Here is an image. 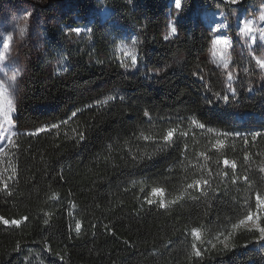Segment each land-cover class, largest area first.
I'll return each mask as SVG.
<instances>
[{"label": "trees", "instance_id": "obj_1", "mask_svg": "<svg viewBox=\"0 0 264 264\" xmlns=\"http://www.w3.org/2000/svg\"><path fill=\"white\" fill-rule=\"evenodd\" d=\"M169 1L74 0L82 21L102 4L112 14L79 35L45 28L0 166V264H264L260 233L240 226L264 196V85L238 55L233 99L211 62L195 8L233 5L184 0L168 37ZM117 24L134 35V70ZM153 189L170 203L148 204Z\"/></svg>", "mask_w": 264, "mask_h": 264}, {"label": "rangeland", "instance_id": "obj_2", "mask_svg": "<svg viewBox=\"0 0 264 264\" xmlns=\"http://www.w3.org/2000/svg\"><path fill=\"white\" fill-rule=\"evenodd\" d=\"M227 3V0H218ZM244 0H242V3ZM184 4V0H182ZM74 0H1L0 1V166L8 160L9 147L17 132L13 127L11 118L14 113L20 84L27 74L28 64L44 50L45 28L49 24L58 25L65 33L79 35L90 31L92 23L98 18L101 21L111 16V9L105 5H99L90 16L82 21L78 14ZM168 21L169 33L171 26L185 20L187 10L185 7L178 11L174 8L173 0L169 1ZM233 14L228 15L223 9H212L206 6H196L197 18L209 28L212 33V44L210 58L213 66L221 71L226 79L229 88H234L236 83L237 56L249 59L258 71L261 84L264 85V68L259 67L257 58L264 59V52L256 51L255 40L264 45L261 33L264 32V20L260 19L264 13V0H256L248 3L246 7L233 5ZM72 19L78 22L74 26L63 20ZM251 21L253 31L243 33L240 31L244 23ZM80 27L83 30L77 34L72 29ZM119 29L118 52L124 60L125 66L134 70L137 61L133 66V57L137 58L135 50L134 35L129 30L117 24ZM236 31V36L231 35L232 30ZM10 37V39H9ZM168 37H173L168 34ZM227 40L228 43L214 44L213 41ZM5 40L9 47L4 48ZM233 77L229 80V75ZM13 77H16L14 80ZM161 190V189H159ZM150 199L160 205H168L170 200L164 191L151 192ZM258 221L255 219L240 226L255 227Z\"/></svg>", "mask_w": 264, "mask_h": 264}, {"label": "snow or ice", "instance_id": "obj_3", "mask_svg": "<svg viewBox=\"0 0 264 264\" xmlns=\"http://www.w3.org/2000/svg\"><path fill=\"white\" fill-rule=\"evenodd\" d=\"M129 2H131V0H129ZM227 3L230 4V5H241L242 4V0H227ZM173 4H174V8L176 10H178V11L182 10L185 7V5L182 4V0H173ZM260 19L264 20V13H261ZM82 30L83 29L80 28V27H76V28L72 29V31L76 32L77 34H79ZM240 31L243 32V33H245V34L251 33L253 31V28L251 26V21H248V22L244 23L243 28H241ZM169 35L170 36L177 35V28L175 26H171V31H170ZM261 38L264 39V32L261 33ZM9 39H10V37H9ZM165 39H168V37H165ZM213 43L214 44H220V43L227 44L228 41L227 40L217 39V40L213 41ZM253 43L256 44V51L264 52V45L259 44L255 40V37H253ZM3 46H4L5 49H7L9 47V43H8L7 40H5ZM132 59H133V66H134L135 65V62H136V57H133ZM256 62L259 65V67L264 68V59L257 58V61ZM13 79L15 80L16 77H13ZM232 79H233V77L230 74L229 75V80H232ZM229 92L231 93L232 98L235 99L236 98V89L235 88H232L231 86H229ZM215 96H216V98L218 100H222L226 104L229 102V95H227V94L221 96L220 93H216ZM208 103L211 104L212 103V100H209ZM145 115L147 116L148 114L145 113ZM200 126L203 127L204 125L202 124ZM236 135H240V134L239 133H236ZM259 135H261V133L257 132L255 134H253V138H255L256 136H259ZM171 136H172V132H169L168 135L164 137V139L165 140H168L169 137H171ZM80 138L81 139H84L83 136H81ZM145 139H147V137H145ZM216 143L217 144H220L221 141H217ZM224 164L225 165H229V161L227 159H225L224 160ZM231 167L232 168H235L236 167V165H235L234 162L231 163ZM244 179L247 180V177H245ZM201 183L207 184L208 181L207 180L196 181L195 182V185H200ZM188 187L189 188H192V187H194V185H189ZM158 192H162V190L153 189V193H158ZM147 203L151 205V204H153L155 202L153 200L149 199V200H147ZM160 206L161 207H164L165 206L163 201L160 202ZM256 209H257V211H255V212H249L247 214V216L245 217V219L248 220V221H252L254 219L256 221H258L255 224V229L260 233L259 239L264 240V226H262L259 223V221L261 219H264V196H261L259 194H257V196H256ZM0 219H2V218H0ZM25 219H27V218H25ZM3 223L4 224H9L10 222L8 220H3ZM11 223L18 224L19 221H11ZM45 223H47V221H45ZM240 223L243 224L244 223V220H241ZM76 227H77V230H79L80 225L77 223V226ZM197 238H199V237H197ZM225 240H227V237H225ZM221 243H224V242L221 241ZM213 247H215V245H213ZM224 247L225 248H228L229 245L227 243H224ZM193 248L195 249V253H194L195 256L196 257H199L200 259H203L202 252L198 248H196V245L195 244H193Z\"/></svg>", "mask_w": 264, "mask_h": 264}]
</instances>
